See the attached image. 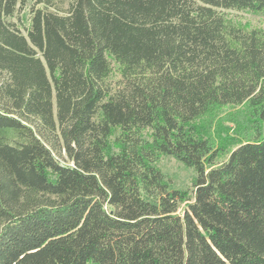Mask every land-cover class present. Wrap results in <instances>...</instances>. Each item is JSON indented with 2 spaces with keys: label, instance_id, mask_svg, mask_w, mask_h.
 I'll list each match as a JSON object with an SVG mask.
<instances>
[{
  "label": "trees",
  "instance_id": "16d2710c",
  "mask_svg": "<svg viewBox=\"0 0 264 264\" xmlns=\"http://www.w3.org/2000/svg\"><path fill=\"white\" fill-rule=\"evenodd\" d=\"M19 9L0 0V264H264V30L221 14L264 0H33L24 30ZM229 106L245 141L217 165Z\"/></svg>",
  "mask_w": 264,
  "mask_h": 264
},
{
  "label": "rangeland",
  "instance_id": "374dc122",
  "mask_svg": "<svg viewBox=\"0 0 264 264\" xmlns=\"http://www.w3.org/2000/svg\"><path fill=\"white\" fill-rule=\"evenodd\" d=\"M18 1L20 9L16 13L13 22L24 30L25 27L30 26L33 0ZM221 14L230 26H234L248 32L254 30H264V13L244 9H224L221 10ZM109 60L112 66V73L108 80L114 88H117L120 86V82H122L120 68L112 58H109ZM245 109V106L225 107L213 124L212 135L215 139V149L217 152H221V156L215 160L217 165L225 162L229 158L230 153L236 149L240 143L245 141L243 136L245 131L244 125H241L242 123H238L239 120L236 118L237 113L244 112ZM250 126L251 124L246 127L249 128ZM151 132L152 131L150 129H145L142 132L143 138L150 140ZM118 134L119 131H115L111 138V147L114 152L118 151V148L115 146V139ZM231 140L232 142H230ZM57 156L63 163H68V158L65 152H62L61 155L57 153ZM156 167H158L165 176L166 182L170 186V190H181L187 192L188 198L191 199L195 190L194 185L197 179V174L192 168L185 166L174 157L167 155L160 156L156 163ZM209 167L210 166L207 168ZM185 205L186 203L181 205L180 212L183 211Z\"/></svg>",
  "mask_w": 264,
  "mask_h": 264
}]
</instances>
